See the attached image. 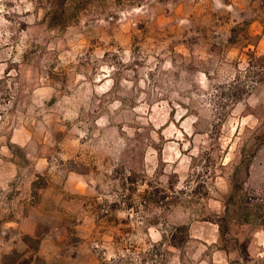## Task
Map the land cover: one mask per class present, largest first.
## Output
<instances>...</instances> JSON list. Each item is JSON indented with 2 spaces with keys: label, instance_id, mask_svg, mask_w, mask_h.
I'll list each match as a JSON object with an SVG mask.
<instances>
[{
  "label": "rangeland",
  "instance_id": "rangeland-1",
  "mask_svg": "<svg viewBox=\"0 0 264 264\" xmlns=\"http://www.w3.org/2000/svg\"><path fill=\"white\" fill-rule=\"evenodd\" d=\"M251 60L264 0H0V264H264Z\"/></svg>",
  "mask_w": 264,
  "mask_h": 264
},
{
  "label": "trees",
  "instance_id": "trees-1",
  "mask_svg": "<svg viewBox=\"0 0 264 264\" xmlns=\"http://www.w3.org/2000/svg\"><path fill=\"white\" fill-rule=\"evenodd\" d=\"M246 74L252 78L255 83L264 82V66H260L259 63L255 64L254 62L249 63L247 67ZM245 84L241 80V75H238L227 87V90L231 92V94L235 97V99H239L241 97V92L245 89ZM248 88H246L247 90ZM243 93V92H242ZM38 239V243H39ZM10 259V255L7 256ZM13 260L4 263V264H32L30 259L18 260V258H12Z\"/></svg>",
  "mask_w": 264,
  "mask_h": 264
}]
</instances>
